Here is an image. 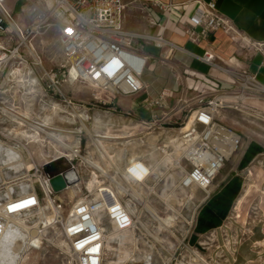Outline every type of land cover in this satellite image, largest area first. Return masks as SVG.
Here are the masks:
<instances>
[{"label": "rangeland", "instance_id": "obj_1", "mask_svg": "<svg viewBox=\"0 0 264 264\" xmlns=\"http://www.w3.org/2000/svg\"><path fill=\"white\" fill-rule=\"evenodd\" d=\"M23 5V0L17 1L14 13L18 14ZM55 36L56 32L51 28L35 38L33 47L38 55L36 60L26 57L28 64L21 66L18 76L6 77V71L10 68L7 67L1 77L5 83H2L3 91L0 93V142L15 149L20 154L24 166H2L0 183L26 175L25 168L29 164H42L56 155L55 148L68 154L72 153L69 152L72 149L75 152L72 157L75 164L79 165L83 179L75 187L71 186L55 194V200L62 201L65 214L71 204L84 198L87 183L91 178L95 177L97 181L110 178L120 193L119 198L124 206L128 203L134 204L138 212L133 215L140 217L137 219L138 228L142 233L137 243L139 253L131 264H144L147 259L148 264H264V153L253 159L242 172L244 188L228 218L220 228L199 236L195 245L190 243L193 228H190L189 233L187 231L190 223L193 222L194 227L205 195L195 187L181 189L178 184L182 173L175 168V161L182 155L181 132L198 106L201 95L206 96V101L214 98L219 101L216 108L217 120L236 131L242 138L239 150L225 164L224 169L237 166L247 143L257 142L264 146V91H260V86L242 92L237 83L233 86L220 84V89L223 86L224 91L217 94H211L210 90L204 88L183 89L168 101L166 108L156 109L152 113L140 108L130 110L126 105H101L93 100L92 93L106 100L108 95L85 84L60 83V93L53 87L48 88L49 80L44 73L57 71L60 61ZM144 79L150 80L147 70ZM255 79L260 81V77ZM239 93L245 94L244 101L219 100L221 97H234V94ZM142 99L143 97H135L126 100L129 105L137 107ZM53 105H57L58 109L53 110ZM1 108L14 110L21 115L26 114L28 120L33 123L47 118L49 126L73 132L62 133V141L70 149L45 140L43 134L40 139L45 141L44 144L29 143L24 134H30V126L25 122L22 127L16 124ZM104 132L126 137L103 141L107 154L113 155L110 160L107 156L100 157L93 146L92 135ZM173 140L174 143L171 142ZM48 142L55 147H50ZM165 153L174 159L173 165L167 162L165 168L162 166L158 167L159 170L154 169L153 176L145 186L122 177L124 167L131 157L141 159L156 168ZM92 165H99L103 171L95 169ZM181 166L187 168L184 160H181ZM65 169L64 162H57L48 171L54 175ZM22 185L27 188V183ZM21 186L13 187L16 195L21 193ZM5 193H8L6 189L0 194ZM163 193L169 194V198L165 200ZM143 203L161 219L170 218L169 227H163L154 220L150 213L142 208ZM102 222L109 230L104 217ZM21 232L27 234L22 229ZM112 246L113 249L120 248L115 243ZM63 250L64 242L58 232L47 230L41 237L38 235L36 246L29 247L18 264H64ZM192 252H196L198 257ZM116 255V252L106 248L104 262L108 264L118 260Z\"/></svg>", "mask_w": 264, "mask_h": 264}, {"label": "built area", "instance_id": "obj_2", "mask_svg": "<svg viewBox=\"0 0 264 264\" xmlns=\"http://www.w3.org/2000/svg\"><path fill=\"white\" fill-rule=\"evenodd\" d=\"M6 1L0 0V93L3 91L2 83H5L1 79L5 69L10 67L6 77H16L21 66L28 64L26 57L36 60L38 55L33 41L51 28L56 32L62 63L57 71L44 73L49 80L48 88L53 87L60 93V83L85 84L108 95L106 100L92 93L93 100L101 105L145 92L142 75L148 57L142 52L143 45L157 49L170 47L161 35L127 31L123 26V0H23L21 13L24 23L14 18L5 5ZM187 3L195 7L190 23L202 29L201 35L216 30L235 32L229 21L217 12L214 2L189 0ZM153 4L162 12H175L174 5L170 3ZM212 60L211 55L203 57L208 64H212ZM231 76L232 82L228 85L237 83L242 92L260 86L255 77L245 71ZM210 91L217 94L224 90L222 87ZM167 97L161 94L158 99L147 102L145 109L152 113L155 108H162ZM199 98L198 106L187 121L189 126L186 125L181 132L182 155L175 161V168L182 173L178 186L181 189H200L205 200L210 195L214 179L239 150L242 138L217 120L218 100L206 101L205 95ZM55 154L40 165L32 162L26 175L0 183V193L7 187L11 190L0 194V235L8 219L14 217H24L27 223L31 222V227L37 226L40 236L52 229L63 239L64 264H106V233L112 229L132 233L138 243L142 234L138 221L125 208L110 178L98 181L92 193L87 189L84 198L71 204L64 214L62 201L55 200L50 180L69 169L76 172L79 184L83 173L73 157L56 153V150ZM181 160L186 162L187 168H182ZM57 162H64L66 169L51 175L48 169ZM153 172L154 167L135 159L126 164L122 177L145 186ZM24 183H27V188L16 195L13 187ZM13 205L22 206L13 209ZM46 216L52 218L47 224L40 221ZM103 217L109 230L102 222ZM192 224H188V233L190 228H194ZM134 258L133 255L120 264H131Z\"/></svg>", "mask_w": 264, "mask_h": 264}, {"label": "crops", "instance_id": "obj_3", "mask_svg": "<svg viewBox=\"0 0 264 264\" xmlns=\"http://www.w3.org/2000/svg\"><path fill=\"white\" fill-rule=\"evenodd\" d=\"M17 1L19 0H7L5 5L18 22L24 23L21 9L18 14L14 13ZM188 1L123 0L124 28L130 32L161 35L170 47L157 49L152 45H143L142 52L148 57L145 70L148 71L150 80L144 79V70L142 81L146 90L135 96L143 99L135 107L127 103V98H119L113 101L115 106L126 105L130 110L140 108L147 111L145 104L164 94L168 96L164 106L154 110L163 109L171 98L178 95L179 90L218 89L220 84L229 83L227 76L218 68H224L231 78L232 74L243 71L257 79L260 77L258 83L264 87V0H201L204 3L214 2L217 12L235 30L232 33L209 31L205 35H201L200 27L191 25L190 17L194 14L195 7L188 4ZM153 2L170 3L174 5L175 12H162ZM59 53L60 64V48ZM208 55L213 57L212 64L203 61V57ZM234 101L236 102L235 98L231 102ZM250 143L245 145L237 166L226 169L224 166L215 178L210 195L203 201L196 217L192 234L196 240L199 236L220 228L233 210L244 188L242 172L246 168L240 169L239 164ZM253 143L264 148L257 142ZM251 154L248 153V156ZM249 175H252L251 171Z\"/></svg>", "mask_w": 264, "mask_h": 264}, {"label": "bare ground", "instance_id": "obj_4", "mask_svg": "<svg viewBox=\"0 0 264 264\" xmlns=\"http://www.w3.org/2000/svg\"><path fill=\"white\" fill-rule=\"evenodd\" d=\"M48 5L50 7L51 3L49 2ZM218 69L224 75L227 76L228 82L231 83L232 78L228 77L229 72L225 71V69H222V68H218ZM22 82L24 83V81H22ZM22 82H21V85H22ZM256 88H259V87L257 86V87H255V89ZM259 89H260V91H264V87H262V86H260ZM234 98L236 99V101H238V100L244 101L246 99L245 94L239 93V94H234V97H221V98H219V100H221L222 102H225V101H232V99H234ZM52 109L57 110L58 109L57 105H53ZM1 111L5 115L12 117V119L15 120V123L20 125L21 127L23 126L22 123H24V122L30 126V134L29 133L27 134V132H25V134H24V138L26 140H28L29 143H38L39 142V143L44 144L45 141L40 139V135L43 134L45 140L48 139V140L52 141L53 143H57V145L60 144L64 148H67V150L70 149L69 146H66L65 145L66 143L64 144V141H62V138L64 137L62 135V133H69L70 134L73 132H67L66 130L64 131V130L53 128V127L49 126L50 124L48 123L47 118L43 119L39 123H33V122L28 120V117L26 116V114L21 115L14 110H9L6 108H1ZM188 126H189V124L187 125V127ZM92 137L94 139V142H93L94 145L93 146L95 147V150L97 151V153L100 154V157L101 156H107L108 159L109 158L112 159L113 155L111 156L110 154H107L105 146L103 145V141L104 140L126 139V137L113 136L107 132L98 133V134L96 133L95 135H92ZM174 141L175 140H173L171 142L174 143ZM48 145H50V147H55V146H51L52 145L51 142H48ZM55 150H56V153L59 152L60 154L66 156V157H72V155L74 156V154H72V153H75L74 151H72V149L69 151V152H72L71 154L61 152V151L57 150L56 148H55ZM0 153H1L0 170H1L2 166H10V167L13 166V167H20V168L24 166V162H23L20 154L15 149H13L10 146L4 145L2 142H0ZM129 160L134 161L135 157H131ZM167 162H169L171 165H173L174 159H172L170 154L165 153L164 157H162L160 159V161H158V163L156 164L157 166L155 165L156 168H154V169L159 170L158 167H162V166L164 167L165 164H167ZM86 163H87V161H86ZM92 166H94L95 169L98 168L99 170H102L99 165H96V166L92 165ZM31 167H32V164H29L25 168V170L28 171L29 169H31ZM156 170H155V172H156ZM96 183H98V181L95 179V177L91 178V180L87 183V189H89V191L91 193L93 192V189H94V186ZM75 186L76 185H74V187ZM23 187L24 186L22 185L21 188H23ZM149 189H151V188H149ZM6 190L8 193L11 191L8 187L6 188ZM23 190H24V188L22 189V191ZM101 195L104 196V194H101ZM164 195H165V197H164L165 200L167 198H169V196H170L169 194H164ZM242 200H243V198L239 201V204H241ZM125 208L129 212L134 213V214H136L138 212L137 207L134 204L128 203L125 205ZM142 208L147 210L150 213V215L152 216V218L154 220H156L157 222H159L163 227H166V228L169 227L168 224H169L170 218H167L165 220L161 219L154 212H152L149 209V207H147V205L144 203L142 205ZM51 219L52 218L50 216H46L43 219H41L40 221L47 224L51 221ZM136 219L139 220L140 217H138ZM21 229L24 230L27 234L26 233H25L26 235L22 234ZM38 235H39L38 227L37 226H34V227L29 226L26 219L19 218V217H14V218L8 219L7 224L5 226V229H4L3 233L0 235V264H8L9 253H10L11 258H12V264H18L20 259H21V256L25 253V251L29 247H35L36 246V241L38 239ZM136 240L137 239H135L134 236L132 235V233H130V232L120 233V232L113 230V229L108 231L106 233L105 252H106V248H107L109 251L116 252L117 253L116 256L118 257V260L116 259V261H114L112 263L110 261L109 263L110 264H120V263L128 261V259L132 258L133 255L136 258L137 254L139 253V247H138ZM113 243H115L117 246H120V248L116 247V249L115 248L113 249L112 248ZM192 253H193V255L196 256V258L198 257L196 252H192ZM135 258H134V260H135ZM147 260L144 262V264L145 263L148 264Z\"/></svg>", "mask_w": 264, "mask_h": 264}, {"label": "water", "instance_id": "obj_5", "mask_svg": "<svg viewBox=\"0 0 264 264\" xmlns=\"http://www.w3.org/2000/svg\"><path fill=\"white\" fill-rule=\"evenodd\" d=\"M79 182L74 170H65L61 174L54 175L50 180V185L55 194L62 192L67 187L76 185Z\"/></svg>", "mask_w": 264, "mask_h": 264}, {"label": "trees", "instance_id": "obj_6", "mask_svg": "<svg viewBox=\"0 0 264 264\" xmlns=\"http://www.w3.org/2000/svg\"><path fill=\"white\" fill-rule=\"evenodd\" d=\"M250 152L252 154L250 156H248V153H250ZM261 153H264V148H261L259 145L251 142L248 145V147H247V149H246V151H245V153H244V155L240 161L239 168L240 169L246 168L249 165V163L252 161V159ZM238 189H239V186H238ZM236 194H237V192H236ZM190 243H193V245H195L196 244V238L191 236Z\"/></svg>", "mask_w": 264, "mask_h": 264}, {"label": "clouds", "instance_id": "obj_7", "mask_svg": "<svg viewBox=\"0 0 264 264\" xmlns=\"http://www.w3.org/2000/svg\"><path fill=\"white\" fill-rule=\"evenodd\" d=\"M8 264H12V258H11V255L9 253V260H8Z\"/></svg>", "mask_w": 264, "mask_h": 264}, {"label": "snow or ice", "instance_id": "obj_8", "mask_svg": "<svg viewBox=\"0 0 264 264\" xmlns=\"http://www.w3.org/2000/svg\"><path fill=\"white\" fill-rule=\"evenodd\" d=\"M22 205H13V206H11L13 209L14 208H18V207H21Z\"/></svg>", "mask_w": 264, "mask_h": 264}]
</instances>
